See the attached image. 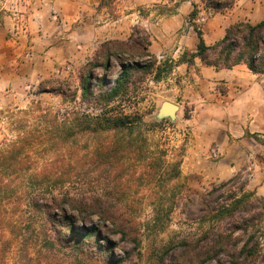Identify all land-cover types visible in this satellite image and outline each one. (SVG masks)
Returning a JSON list of instances; mask_svg holds the SVG:
<instances>
[{
    "label": "rangeland",
    "instance_id": "obj_1",
    "mask_svg": "<svg viewBox=\"0 0 264 264\" xmlns=\"http://www.w3.org/2000/svg\"><path fill=\"white\" fill-rule=\"evenodd\" d=\"M213 1L194 3V29L229 11L234 25L264 21V0H234L231 7V0H219V9ZM200 12L212 13L201 26L192 22ZM51 19L63 25L59 13ZM135 40L140 45L114 55L108 69L93 67L103 63V46L86 59L78 44L58 43L3 57L0 264H103L96 247L87 259L80 254L86 242L70 247L59 237L60 220L79 234L99 228L100 243L109 239L121 264H264V198L247 188L255 164L224 173L223 155L209 159L212 149L221 151L217 145L189 158L195 135L207 139L210 128H194V108L183 92L157 85L173 64L146 56L143 34ZM152 63L149 73L133 74L127 94L107 107L99 101L124 66ZM164 102L179 106L175 119L158 118ZM104 114L129 116L132 123L95 130Z\"/></svg>",
    "mask_w": 264,
    "mask_h": 264
},
{
    "label": "crops",
    "instance_id": "obj_2",
    "mask_svg": "<svg viewBox=\"0 0 264 264\" xmlns=\"http://www.w3.org/2000/svg\"><path fill=\"white\" fill-rule=\"evenodd\" d=\"M194 3L199 0H0V65L7 53L52 43L64 49L78 44L86 59L108 42L131 40L135 28L146 31L148 54L157 64H173L157 85L169 93L183 92L194 108V128H210L207 139L195 135L189 158L198 160L217 145L229 175L243 172L252 161L255 173L247 188L264 198V74L244 64L217 69L199 57L190 62L199 45L191 25ZM53 12L60 14L63 25L52 21ZM236 23L229 11L203 25L206 46L221 41Z\"/></svg>",
    "mask_w": 264,
    "mask_h": 264
},
{
    "label": "trees",
    "instance_id": "obj_3",
    "mask_svg": "<svg viewBox=\"0 0 264 264\" xmlns=\"http://www.w3.org/2000/svg\"><path fill=\"white\" fill-rule=\"evenodd\" d=\"M219 0L213 1L215 8L219 9ZM234 0H231L232 6ZM194 10L191 14V19L195 18L197 15V5L193 4ZM199 37L198 51L196 54L191 56L192 60L195 57L202 59L203 63L207 66H213L217 69H231L232 67L244 64L249 70L255 74H264V36L262 31L264 30V21L253 26L249 23H239L237 25H232L227 29L225 37L216 43L212 47L206 46L203 40V32L200 29H195ZM139 34L145 36L146 44H150V39L146 31L140 30V28H135L132 34L131 40L128 42L113 41L108 42L103 45L102 51L104 52L101 59L102 64L93 65V67H102L108 69L112 63V57L117 55L119 52H125L129 45L135 44L140 45L138 41L135 40ZM116 49L117 52L112 51ZM147 48L145 47V51ZM209 53L214 54V59L210 60L207 58ZM150 57V55H146ZM154 63L149 64V66H140L139 64H133L131 66H124L122 68L121 74L118 76L115 87L111 89L106 95H101L99 101L104 102V106H109L121 95H125L130 91L132 76L135 72L141 71L142 73H149L153 69ZM159 69V68H158ZM91 70V69H90ZM91 73H89V76ZM160 75V70L155 76L157 79ZM83 96L90 95V87L83 83ZM102 99V100H101ZM104 117L100 123L97 124L95 130H110L122 127H128L131 125V119L129 116H107ZM179 175V172L178 174ZM64 212V210L62 211ZM97 213V212H96ZM63 223H65L63 225ZM115 223V222H114ZM57 233L61 239H64L68 245L76 244V242H86V247L77 244V246L82 247L81 255H84L87 259L91 258V250L96 247L97 253L99 254V259L103 264H121L120 261H116L113 255L114 244L109 240L105 239L104 244L100 242L103 240L101 238V231L99 228L87 229L84 234H79L75 231V227L69 220H60L56 223ZM116 226V223H115ZM63 229V230H62ZM125 235V232L120 231ZM76 248V247H74Z\"/></svg>",
    "mask_w": 264,
    "mask_h": 264
},
{
    "label": "water",
    "instance_id": "obj_4",
    "mask_svg": "<svg viewBox=\"0 0 264 264\" xmlns=\"http://www.w3.org/2000/svg\"><path fill=\"white\" fill-rule=\"evenodd\" d=\"M178 111H179V106L170 102H164L159 110L158 118L175 119Z\"/></svg>",
    "mask_w": 264,
    "mask_h": 264
},
{
    "label": "built area",
    "instance_id": "obj_5",
    "mask_svg": "<svg viewBox=\"0 0 264 264\" xmlns=\"http://www.w3.org/2000/svg\"><path fill=\"white\" fill-rule=\"evenodd\" d=\"M208 16H212V13L209 12L208 15H205L203 14L202 12L199 13L198 17L196 19H194L192 22H194V24H198V25H202L204 24L207 20H208ZM115 83H113L114 85ZM222 156V153L219 149H212L210 152H209V159L211 160H219Z\"/></svg>",
    "mask_w": 264,
    "mask_h": 264
}]
</instances>
